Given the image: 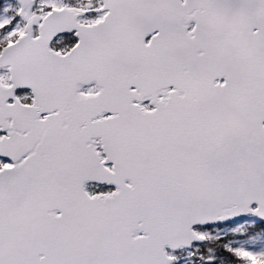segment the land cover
<instances>
[{"label": "snow or ice", "instance_id": "1", "mask_svg": "<svg viewBox=\"0 0 264 264\" xmlns=\"http://www.w3.org/2000/svg\"><path fill=\"white\" fill-rule=\"evenodd\" d=\"M0 264H264V0H0Z\"/></svg>", "mask_w": 264, "mask_h": 264}]
</instances>
